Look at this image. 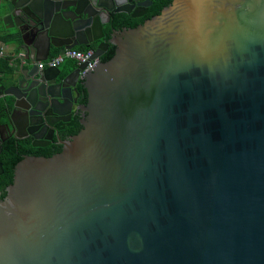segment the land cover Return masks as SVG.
Segmentation results:
<instances>
[{
  "label": "water",
  "instance_id": "obj_1",
  "mask_svg": "<svg viewBox=\"0 0 264 264\" xmlns=\"http://www.w3.org/2000/svg\"><path fill=\"white\" fill-rule=\"evenodd\" d=\"M153 1L6 3L33 67L1 89L0 157L12 137L63 150L16 165L0 264H264V0H173L106 39ZM93 46L82 76L38 67Z\"/></svg>",
  "mask_w": 264,
  "mask_h": 264
},
{
  "label": "trees",
  "instance_id": "obj_2",
  "mask_svg": "<svg viewBox=\"0 0 264 264\" xmlns=\"http://www.w3.org/2000/svg\"><path fill=\"white\" fill-rule=\"evenodd\" d=\"M173 0H154L152 6L148 9V12L145 17L140 19H134L130 15L127 14H118L115 15L114 20L112 22L111 27H107L106 29V39L110 40L111 38V28H114L117 31H121L124 28L126 29H134L140 25H143L147 20L152 19L155 16H158L162 13V11L172 4ZM2 40V39H1ZM10 39H3L2 41L6 42ZM90 49H96L95 46L85 48L79 47L76 50L86 52ZM116 52V46L111 45L109 50L102 57L103 62H107L111 60ZM60 53V51H56V54ZM55 54V55H56ZM10 58L0 57V65H5V68H1L0 71H3L5 74H9L12 72V69L9 68ZM67 69H64L65 73H70L76 66L75 61H68L66 64ZM4 83V79L0 78V85ZM80 91L82 93L81 104H87V91L83 86H80ZM5 108L0 107V116L5 114ZM76 124L74 127L68 129L64 133L65 139H70L72 136L77 135L83 128L79 115L75 117ZM62 145H54L50 148L43 149H35L31 146V139H22L18 140L15 138L8 139L3 144V153L0 157V161L4 166V174L0 176V200H4L7 196V188L12 185L14 181L15 175V167L27 156H37V157H51L55 154L62 152Z\"/></svg>",
  "mask_w": 264,
  "mask_h": 264
},
{
  "label": "crops",
  "instance_id": "obj_3",
  "mask_svg": "<svg viewBox=\"0 0 264 264\" xmlns=\"http://www.w3.org/2000/svg\"><path fill=\"white\" fill-rule=\"evenodd\" d=\"M8 1L9 0H0V52H3V54L0 53V57L10 58L9 68L12 69V72L5 74L3 71H0V78L4 79V83L0 85V93L2 92V88L8 89L14 86L17 79L22 76L25 70L31 69L33 67V64L30 60H22L19 58V54L25 52V49L21 36L18 33V29H11L9 25L4 23L3 17L7 14V6L5 7V5L8 3ZM1 39L10 40L4 42ZM56 51L61 52L62 50L53 49L52 56L56 54ZM0 66L1 68H5V65ZM61 68L67 69V65H63ZM6 99L10 100V97L5 95L0 97V107L2 106V108H5ZM3 122L4 121L2 120L1 123Z\"/></svg>",
  "mask_w": 264,
  "mask_h": 264
},
{
  "label": "built area",
  "instance_id": "obj_4",
  "mask_svg": "<svg viewBox=\"0 0 264 264\" xmlns=\"http://www.w3.org/2000/svg\"><path fill=\"white\" fill-rule=\"evenodd\" d=\"M3 54V52H0ZM95 50L90 49L86 52L79 51L76 49L72 50H62L60 53L52 56L49 60L39 62L38 67L40 70L45 68H60L68 61H75L77 66H86V69L81 73L84 75L87 71H92L96 65L99 63V59H94ZM19 58L26 60V53L22 52L19 54Z\"/></svg>",
  "mask_w": 264,
  "mask_h": 264
},
{
  "label": "flooded vegetation",
  "instance_id": "obj_5",
  "mask_svg": "<svg viewBox=\"0 0 264 264\" xmlns=\"http://www.w3.org/2000/svg\"><path fill=\"white\" fill-rule=\"evenodd\" d=\"M79 117H80V119H83V118H84V114H83V113H80ZM73 127H74V126H73ZM71 128H72V127H71ZM68 129H70V128H67L64 132L61 133V136H60V139H61V140H63V141L67 140V139L64 138V133H65ZM54 145H61V144H60V143H55ZM54 145H53V146H54ZM53 146H52V147H53ZM48 148H50V147H48Z\"/></svg>",
  "mask_w": 264,
  "mask_h": 264
}]
</instances>
